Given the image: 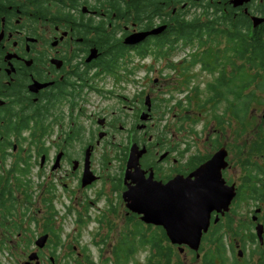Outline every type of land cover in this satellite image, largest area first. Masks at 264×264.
<instances>
[{
	"label": "flooded vegetation",
	"instance_id": "1",
	"mask_svg": "<svg viewBox=\"0 0 264 264\" xmlns=\"http://www.w3.org/2000/svg\"><path fill=\"white\" fill-rule=\"evenodd\" d=\"M232 1L0 0V256L13 252V234L27 235L26 245L39 264L45 259L53 264L63 251H83L57 240L63 216L57 209L60 195L68 202L64 214L78 233L121 236L129 219L165 234L129 209L136 178L144 180L139 188L144 192L151 181L164 185L177 176L186 178L220 148L226 149L228 164L222 176L227 185H235L236 198L245 179L248 199L253 189H261L263 205L250 220L256 217L251 223L264 227L263 118L256 123L259 137L247 139V172L239 186L235 138L222 145L221 131L214 129L213 136L204 138L208 153L190 154L191 142L184 139L190 133L189 111H179L188 102L186 80L191 77L187 65L176 68L174 59L188 57L192 47L179 37L181 27L194 18L189 8H200L194 35L204 34L207 6L234 16L243 12L248 17L244 33L253 48L247 54L251 81L246 89L253 98L246 126L250 130L253 125L250 109L258 98L264 102L255 93L264 86V0ZM200 43L187 64L207 72ZM159 80L166 82L165 92L164 87L155 89ZM179 89L187 93L185 98H174ZM229 114L228 121L219 115L214 122L231 128L237 121L231 110ZM131 156L137 164H130ZM216 216L211 213L209 229ZM39 237H45L40 247ZM234 248L241 256L249 252L248 246ZM231 262L264 264L260 259Z\"/></svg>",
	"mask_w": 264,
	"mask_h": 264
},
{
	"label": "rangeland",
	"instance_id": "2",
	"mask_svg": "<svg viewBox=\"0 0 264 264\" xmlns=\"http://www.w3.org/2000/svg\"><path fill=\"white\" fill-rule=\"evenodd\" d=\"M188 1V0H184ZM206 2H204V5ZM203 5V6H204ZM195 7V8H194ZM190 7L189 11L191 15H194L193 17H197L198 13H200V8H197V6ZM203 50L205 51V60L206 62L213 63L214 58L217 55H225L227 56V53H224L220 51L224 46H226V38L224 36H215L209 38V40H203ZM202 43H193L192 47H189L187 50V55L188 57L186 58H181V56H178L174 59V64L176 68L183 69V65H187L186 71H188L189 75L191 78H188L186 80L187 82V91H188V102H182L183 107L179 108V111H189L188 113H185L188 118H189V123L187 124V128L190 130V133L187 132L186 137L184 139L188 140L191 142V151L190 154H195V155H203L208 153V146L207 143L204 141V138L207 135L213 136V130H220L222 134V145H224L226 142L230 144L232 138L234 137L236 140V145L238 146V150L236 153V175L235 177L238 180V185H241V180L242 178L244 179L246 172H247V163H246V153L245 150L247 148V139L251 136L253 137H259V129L261 126L258 128L256 127V123L260 122L263 118L264 121V102H258L260 101V98L258 100L254 101V106L256 108L250 109V114L254 117L252 120L253 125L250 128V130L246 126L247 119L243 123H236L235 121L233 122V125L231 128L229 127H224V123L217 124L214 122L215 117L217 116H222L224 120L229 119L230 114L229 111L233 110L234 107L237 104V100L239 98L234 99V89H237L234 86H237L239 84V81L237 83L231 85V89L228 90L227 92L224 93V95H221V87L219 85V82L216 80L218 71L215 73H209L207 72H202L199 69L198 65H192V64H187L188 61L192 62V58H189V53L192 50H200V46ZM220 53V54H218ZM186 61V64H185ZM243 66L244 69H249L250 64L247 62H244L238 58H233L231 61V64L225 65V70H224V81L226 83L229 82V74L232 70H235L237 67ZM257 69V68H253ZM263 71V70H260ZM254 73L259 74L254 71ZM261 75H264L262 72H260ZM144 77V76H143ZM159 79L165 78V76L158 77ZM166 84L165 81L159 80L156 83L155 89L159 90V88L164 87ZM232 84V83H231ZM154 88V87H153ZM165 92V87L163 88ZM255 93H258L260 96H264V86L262 88H259ZM244 96L247 94V97L250 96L248 94L247 89L243 91ZM187 93L184 90H178V91H173V96L174 98H185ZM241 97V96H240ZM253 98V96H250V101ZM163 99H165V96H163ZM244 99V98H243ZM208 101H214L213 104H206ZM229 103H235L234 105L230 106ZM250 105V103L248 104ZM162 108H165V104L161 105ZM164 113V118H166V112L163 110ZM249 111V108H248ZM175 123V122H174ZM160 125H163V122L160 123ZM224 127V128H223ZM258 128V129H257ZM192 130V131H191ZM192 132L195 134H192ZM209 133V134H208ZM178 136L180 137L182 133H177ZM233 156H235L232 152L231 156L228 158L230 160V163L232 164L233 161ZM225 160L227 162V151H226V157ZM228 178L231 179V175H228ZM251 186L254 187V183L250 184ZM247 187V184H246ZM241 186L240 193L242 192L241 196L238 198L236 202H234V206L231 205V209L229 212V216L233 219L234 221V226L235 228L239 226H249L250 231L254 233V225L251 223V216L253 215V211L262 206V202H253L252 200L248 199V192L246 191L247 188ZM69 190V188H68ZM247 197V200H246ZM68 206V202L63 200L62 195H60V200L57 202V209L60 211V215H63L61 217L62 219V226L60 228V231L57 235V240H59L60 244L65 246L68 245V249H70L71 246H77L80 248H86L87 252L83 254L82 251L79 249L76 250L77 252L81 253L82 256L80 258L84 257L86 258L85 255H88L90 259L95 264H101L100 259L102 260L103 257H109V254L106 252H102L100 254V248H101V242L105 241L111 243L112 245H116L119 241V236H113L111 234H106V235H99V236H93L89 233H87L88 230L81 231V233H78L73 227V224L71 222V218L68 215L64 214V210ZM233 208V209H232ZM38 215V214H37ZM40 215V214H39ZM59 218V217H58ZM60 219V218H59ZM261 220H264V215L261 217ZM131 223H134L133 221L126 219L124 223V234L131 232L133 229V225ZM154 232V231H151ZM151 232H148L151 234ZM155 233H158L155 231ZM123 234V235H124ZM117 237V240H116ZM204 242H201L200 248L201 250L199 251V258L203 255V253L209 249L213 250L214 254V247L210 246L207 244V239L208 235L205 236ZM27 235H17L13 234L12 236V251L13 252H3L1 253L0 256V261L3 264H24L23 262L25 260H28L29 262L33 261V264H39V257L36 256L34 259H30V256L34 253V250L27 244ZM238 238H233V237H227L226 238V243L233 244V247L236 244H240L242 247L241 242H238ZM16 243V244H15ZM19 243V244H18ZM18 245V247H17ZM171 246V245H170ZM248 246V245H247ZM175 252H177V248L172 246ZM213 248V249H212ZM216 248V247H215ZM187 248H183L182 253H177V259L173 258L171 261V264H203L201 259H194V255L191 254ZM249 250V246H248ZM15 251V252H14ZM76 251L74 254L71 253V251H63L61 252V256H57L56 260L53 264H58L56 263L58 260L63 259L62 255H66V261H64L63 264H77L78 260L77 258L79 257L76 254ZM104 251V250H103ZM48 253V252H46ZM44 253L43 255L45 256ZM240 253V254H239ZM60 254V253H59ZM104 255V256H103ZM149 251H141L137 254L135 259L138 261V264H145L149 257ZM227 260L225 264H232L231 261H234L236 259H241L243 261L250 260V251L246 253L244 256H241V251L237 252L235 248H233V252H231L228 249L227 252ZM111 259V257H110ZM257 259V258H255ZM216 263L219 262V260L215 261ZM43 264H52L48 262L46 259L44 260Z\"/></svg>",
	"mask_w": 264,
	"mask_h": 264
},
{
	"label": "trees",
	"instance_id": "3",
	"mask_svg": "<svg viewBox=\"0 0 264 264\" xmlns=\"http://www.w3.org/2000/svg\"><path fill=\"white\" fill-rule=\"evenodd\" d=\"M183 1L184 0H180V3ZM193 21H197L195 26L192 25ZM198 21L199 16L194 17L187 24L182 26L179 32V37L182 38L185 44L189 46H192L195 42L200 43L202 40H209V38L219 35L226 38V46L220 49V51L227 53L228 55H217L214 58L213 63L206 62L204 69L208 70L212 74L217 72L219 69L216 80L219 82V85L222 89L221 95H224L225 92L232 88L231 85L239 81L237 86L233 85V87L237 88L234 89V99L235 101L237 98L239 99L237 100V104L234 109L231 110V114L236 118L238 123L244 124L250 96L247 97V94L244 96L243 91L246 89L248 82L251 81L250 69L247 70L244 69L243 66H240L235 70H232L228 76V83L224 81V70L225 65L231 64L233 58H238L247 63L250 62L247 54L250 51L252 55L253 48H251L246 34L244 33L246 30L248 17L243 14V12L234 16L233 12H229V14H227L218 11H210L209 7L207 6L205 9L204 34L201 35L197 31L194 35L193 30H197L200 25ZM255 51L257 50L255 49ZM234 104L232 103V105ZM245 180H243L244 187H246ZM241 194L242 192L240 193L239 197ZM250 200L256 203L262 201L260 188L253 189L252 199ZM131 225H133L131 232L119 236V241L116 245L108 248L107 245L110 244L109 242H106V240L101 242L102 245L99 249L100 254L102 252L109 254V257H103L102 260L100 259L101 264H138V261L135 259V257L139 252L144 250L149 251L150 255L145 264H171L172 259L178 256V249L177 252L174 251L172 248L173 245L169 243L166 235L163 232H151L149 229H143L138 223H131ZM233 226L234 221L229 216V214H227L224 219H219L217 224L213 225L212 228L209 229L210 231L206 234L208 235L207 244L214 247V254H212L213 250L207 249L201 258H198L201 259L203 264H215L216 260H219V264H224L227 260H229L227 258V252L228 249L233 252L234 242L228 245L226 243V238L228 236L238 238L243 247L247 245L249 246L250 259L257 258L264 260V244L259 245V243L256 241L255 234L250 231L249 226H239L237 228ZM147 231L151 232V234L147 233ZM206 235L203 236L202 242H204ZM174 247L177 248V246ZM186 250L193 254L194 259H196V253L189 249ZM82 252L85 254L87 252L86 248H84ZM52 254H55V252H52ZM85 256L86 258L84 257V259L78 257L77 264H95L88 255ZM62 258L63 260H67L66 255H63ZM60 264L63 263L61 262Z\"/></svg>",
	"mask_w": 264,
	"mask_h": 264
},
{
	"label": "water",
	"instance_id": "4",
	"mask_svg": "<svg viewBox=\"0 0 264 264\" xmlns=\"http://www.w3.org/2000/svg\"><path fill=\"white\" fill-rule=\"evenodd\" d=\"M246 1L232 2L239 5ZM225 157V149H220L186 178L177 176L164 185L151 181L146 192L143 188L139 189L144 180L137 177L136 190L130 194L129 209L141 214L142 222L160 226L168 241L177 246L179 253L186 247L196 253L198 259L202 237L209 229L211 213L223 216L229 211L236 195L234 185L227 186L222 177L221 172L227 167ZM130 160V164H137L133 156ZM217 220L218 217L215 222ZM252 221H256V218L253 217ZM254 231L258 243L263 245V225L257 224ZM44 243L45 237L36 241L39 247ZM34 258L36 253L30 256V259Z\"/></svg>",
	"mask_w": 264,
	"mask_h": 264
},
{
	"label": "bare ground",
	"instance_id": "5",
	"mask_svg": "<svg viewBox=\"0 0 264 264\" xmlns=\"http://www.w3.org/2000/svg\"><path fill=\"white\" fill-rule=\"evenodd\" d=\"M233 4V3H232ZM234 5V4H233ZM235 6V5H234Z\"/></svg>",
	"mask_w": 264,
	"mask_h": 264
}]
</instances>
